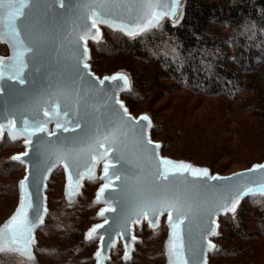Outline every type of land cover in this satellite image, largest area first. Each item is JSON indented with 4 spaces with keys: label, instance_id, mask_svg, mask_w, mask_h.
Wrapping results in <instances>:
<instances>
[{
    "label": "water",
    "instance_id": "obj_1",
    "mask_svg": "<svg viewBox=\"0 0 264 264\" xmlns=\"http://www.w3.org/2000/svg\"><path fill=\"white\" fill-rule=\"evenodd\" d=\"M185 1L179 0L175 14L162 15L152 25L145 26L151 15L144 0H65L64 7L55 0H29L26 15L17 22L19 40L24 48L31 49L25 52L22 66L15 61L16 52L22 50L17 41L7 36L0 39L8 47L6 53H0L3 58L0 61V139L8 137L21 141L23 149L14 152L10 159L24 166V174L18 180V204L0 227L18 209L23 195L21 181L26 182L33 204L40 209L39 220L29 210L34 227L28 253H14L30 262L36 261L37 233L45 225L49 213V181L58 168L64 172V196L68 202L78 199L87 181L101 180L94 197L100 205L96 213L99 220L84 232L85 240L97 241L92 254L94 264H109L113 249L120 243L123 259H131L141 240L136 228L146 223L155 230L164 220L167 227L164 251L166 264H170L167 248L172 227L169 215L172 222L178 218L184 220L181 229L188 264H193L194 258L198 264L205 261L213 264L210 253L218 248L215 238L219 234L221 216L236 214L248 196L264 195L258 190L264 184V169L248 171L264 164V159L230 173H221L207 165L164 154L163 143L152 136L154 120L151 114L147 111L135 114L122 98V94L132 88L131 73L121 68L100 75L92 68L90 42L103 39L104 27L131 37L140 36L165 20L175 19L185 10ZM169 8V0H162L158 10L168 12ZM94 19L95 27L92 26ZM117 74L126 76L127 83L105 79ZM16 75L19 79L10 78ZM20 79L24 80L23 84ZM144 115L150 118V126L139 119ZM129 116L134 119L130 120ZM40 128L44 131H39ZM161 158L207 169L209 176L176 172L167 180L159 179ZM106 163L109 164L107 177L104 174ZM69 173L74 192L71 198ZM238 173L244 175L237 176ZM117 176L120 178L116 179ZM211 176L231 179L213 180ZM105 184L109 187L101 195L100 189ZM248 189L253 191L248 192ZM238 194L239 203L235 211H231ZM96 225L103 227L89 239L88 233ZM101 236L103 251L98 257ZM209 241L214 248L208 247Z\"/></svg>",
    "mask_w": 264,
    "mask_h": 264
},
{
    "label": "trees",
    "instance_id": "obj_2",
    "mask_svg": "<svg viewBox=\"0 0 264 264\" xmlns=\"http://www.w3.org/2000/svg\"><path fill=\"white\" fill-rule=\"evenodd\" d=\"M104 29L102 40L90 42L92 68L131 73L122 98L132 112L151 114L164 154L221 173L264 159V0H186L177 23L166 20L136 37ZM21 149V141L0 139V223L17 205L24 166L10 156ZM92 183L71 206L49 197L36 261L3 252L0 264H88L96 247L84 238L96 219ZM220 222L211 263L264 264V195L246 197ZM138 234L133 258L110 264H164L163 233Z\"/></svg>",
    "mask_w": 264,
    "mask_h": 264
},
{
    "label": "snow or ice",
    "instance_id": "obj_3",
    "mask_svg": "<svg viewBox=\"0 0 264 264\" xmlns=\"http://www.w3.org/2000/svg\"><path fill=\"white\" fill-rule=\"evenodd\" d=\"M56 3L59 4L60 7H64L65 0H55ZM162 0H144V3L150 9L151 19H149L148 24L145 26H150L154 21H158V19L162 15H169L175 14V8L178 6L179 0H169L170 8L168 12H161L159 11V7ZM29 6V0H0V39H4L7 36L9 39H15L17 43L20 45L22 50H19L15 54V61L19 65H23L24 63V55L25 52H30L31 49L24 48L23 42L19 40V29H18V20L26 15L25 8ZM96 15L95 13L93 14ZM107 23V21H102ZM96 20H93L92 26L95 27ZM141 30H143L141 28ZM134 34V33H130ZM14 49L16 45H13ZM3 58H0L2 61ZM13 68L16 67V64L12 66ZM87 67V65H85ZM0 75H2V65H0ZM10 78L19 79V76H13ZM105 79H120L127 83V77L123 76L122 74H117L113 77H106ZM21 84L24 83L23 79L19 81ZM103 83V80L100 81ZM124 113L127 114V109H124ZM130 120L134 119L132 117H128ZM142 121L147 122L146 126H150V118L147 115L141 116L139 118ZM57 127H61V125H57ZM39 131H44L43 128H40ZM67 131V129H65ZM15 138V137H14ZM151 143L150 140L147 141ZM103 147V146H101ZM159 147V145H156ZM107 153H105L106 155ZM14 159H19V157H14ZM161 165V170L159 171V179L167 180L171 173H183V172H190L193 176H204L208 177L209 173L207 169H197L191 165L185 164L183 162H174L167 159L161 158L159 161ZM108 168L109 164L104 165V174L105 177L108 176ZM264 169V164L255 165L252 169H249V172H256L257 170ZM237 176L244 175V173H238ZM120 177L117 176L116 179ZM210 179H231L230 177H218V176H211ZM72 177L71 173H69V198L74 194L73 192V185L71 183ZM109 184H105L100 189V194L102 195L105 188H108ZM21 188L23 189V195L21 197V202L18 206L17 211L15 214L5 223L3 227H0V252L4 251H13V252H21V253H28L30 245L32 243V229L34 227L32 220L29 218V210H32L33 216L35 219L39 220V212L40 209L38 206L34 205L32 202V194L28 192L27 184L25 181H21ZM259 191L264 192V184H261L258 188ZM253 191V189H248V192ZM239 203V194L237 198L232 202L231 211H235V205ZM103 215V212L100 213ZM169 221L171 222L172 227V234L168 241V255L170 264H188V259L185 257L184 254V235L183 230L181 229V225L184 223L183 219L178 218L176 222H172V216L169 215ZM107 223V221H105ZM103 225H96L94 226L88 233V238L93 239L97 229L102 228ZM211 234L215 235V232L211 229L209 230ZM101 251H98L96 255L99 257L102 255L103 251V237L101 236ZM135 239V237H133ZM209 248H214L215 246L208 242ZM193 264H198V261L194 258ZM206 264V261L204 262Z\"/></svg>",
    "mask_w": 264,
    "mask_h": 264
},
{
    "label": "rangeland",
    "instance_id": "obj_4",
    "mask_svg": "<svg viewBox=\"0 0 264 264\" xmlns=\"http://www.w3.org/2000/svg\"><path fill=\"white\" fill-rule=\"evenodd\" d=\"M183 13H184V11L182 12L181 11V13L175 18V19H173L172 20V22L173 23H177V22H179L180 20H181V18H182V16H183ZM166 21V20H165ZM164 21V22H165ZM163 22V23H164ZM162 23V24H163ZM161 24V25H162ZM160 26V25H159ZM8 51V47H7V45L5 44V43H2V42H0V53H6ZM119 69H121V68H119ZM122 69H125V68H122ZM100 75H103V74H100ZM142 112H144V111H142ZM148 112V111H147ZM136 113H138V112H136ZM135 113V114H136ZM139 113H141V112H139ZM138 113V114H139ZM22 150V149H21ZM20 151V150H19ZM184 159H187V158H184ZM190 160V159H189ZM193 161V160H192ZM197 163V162H196ZM199 164H201V163H199ZM205 165V164H204ZM208 166V165H207ZM95 181V182H94ZM88 182H93L92 184H91V187L92 188H94V194H93V198H92V200H93V202L97 205V209H96V212H95V220L93 221V222H91L90 223V225L92 224V223H94L95 221H98L99 220V218L96 216V213H97V210H98V208L100 207V205L99 204H97L95 201H94V197H95V192H96V189L98 188V186H99V184L101 183V180L100 179H95V180H92V181H87L86 182V184L88 183ZM86 184H85V187H86ZM64 186H65V177H64V172H63V170L61 169V168H58L56 171H54L53 172V174H52V176H51V179H50V181H49V187H48V190H47V193H48V198L50 197L51 198V201L52 200H55V202L53 203L54 205H57L58 203H59V201H63L67 206H71V205H73L79 198H80V196H81V194L83 193V191H84V188H83V191H82V193L79 195V197H78V199H76L74 202H68V201H66V198H65V196H64ZM18 197H19V193H18ZM17 204H18V201H17ZM49 212H50V206H49ZM49 214V213H48ZM48 217V216H47ZM4 221V220H3ZM2 221V222H3ZM1 222V223H2ZM89 225V226H90ZM87 229V228H86ZM137 234L138 233H143L144 231H146L147 233H149V231H151V232H153V233H157V232H159V233H163V238H162V245L160 246V248H161V251H162V254H163V256H164V264H166V256H165V251H164V239H165V237H166V235H167V227H166V225L164 224V221H163V223H162V225L160 226V227H158L157 229H155V230H152V229H150L148 226H147V224L146 223H144V224H141V225H139L138 227H137ZM38 234V233H37ZM140 237H141V240L143 239V237L140 235V234H138ZM140 240V241H141ZM140 241H138L137 242V244L140 242ZM37 245H38V243H37ZM36 245V246H37ZM36 246H35V252H36ZM96 247H97V243H96ZM96 247H95V249H96ZM218 247H219V245H218ZM136 248H137V245H136ZM94 249V250H95ZM116 249V248H115ZM114 251V250H113ZM135 251H136V249H135ZM135 251H134V253H135ZM8 252H10V251H8ZM94 252V251H93ZM12 253H14V252H12ZM15 254H17V253H15ZM93 254V253H92ZM19 257H21V258H23L24 260H26V261H28L29 259H27V258H25L24 256H21L20 254H17ZM37 255V254H36ZM133 256H134V254H133ZM133 258V257H132ZM131 258V259H132ZM116 259H119L121 262H127V261H129V260H131V259H129V260H124L123 259V249H122V247L121 246H118L117 247V249H116V251L114 252V253H112V258H111V260L109 261V264L113 261V260H116ZM118 260V261H119ZM28 262H30V261H28ZM88 264H94V258H93V256H92V258H91V261L88 263Z\"/></svg>",
    "mask_w": 264,
    "mask_h": 264
}]
</instances>
